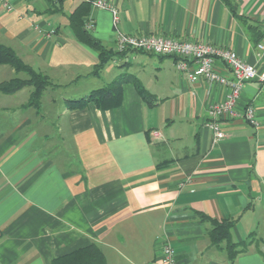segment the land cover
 I'll use <instances>...</instances> for the list:
<instances>
[{"label": "crops", "instance_id": "crops-1", "mask_svg": "<svg viewBox=\"0 0 264 264\" xmlns=\"http://www.w3.org/2000/svg\"><path fill=\"white\" fill-rule=\"evenodd\" d=\"M85 1L63 0L61 11L56 0H0V43L53 81L39 107L28 104L31 85L0 91V264H51L92 242L107 264L155 262L165 243L177 264H264V81L247 82L237 103L254 106L260 125L223 118L227 137L213 145L205 123L226 88L191 81L175 56L137 50L92 75L99 54L69 21ZM107 1L127 32L231 48L264 72V0H233V10L224 0ZM87 18L116 51L112 12L91 2ZM14 77L28 75L0 64V82ZM115 81L118 107L72 102ZM201 214L237 219L234 241L251 244L232 261Z\"/></svg>", "mask_w": 264, "mask_h": 264}, {"label": "built area", "instance_id": "built-area-1", "mask_svg": "<svg viewBox=\"0 0 264 264\" xmlns=\"http://www.w3.org/2000/svg\"><path fill=\"white\" fill-rule=\"evenodd\" d=\"M91 2L99 8H106L112 12L118 52L137 50L160 56H175L178 58L177 68L187 72L191 81L204 78L209 84L217 83L226 88L225 97L210 105L208 120L205 123L213 132V145L227 137L222 125L223 118L243 116L251 125H260L254 106H248L243 113L237 109L244 85L253 80L264 81V72L260 73L255 64L245 61L231 48L165 35L127 32L120 25L119 10L113 3L107 0H91ZM94 26V20L88 19L86 28L92 30ZM259 47L263 49L264 45L259 44ZM219 61L225 66L226 72L219 68ZM152 134L155 137L161 136L157 130ZM148 264H177L175 248L169 243L163 244L160 258Z\"/></svg>", "mask_w": 264, "mask_h": 264}, {"label": "trees", "instance_id": "trees-1", "mask_svg": "<svg viewBox=\"0 0 264 264\" xmlns=\"http://www.w3.org/2000/svg\"><path fill=\"white\" fill-rule=\"evenodd\" d=\"M56 1L59 4V6H57L58 10L62 11L63 0ZM224 1L233 10V0ZM90 5V0L83 2L73 13L69 15V21L75 36L80 41L98 52L99 62L94 66L91 72L92 75H97L102 71L105 65L116 54H118V51L108 48L100 38L94 35L90 29L86 28V22L88 20L87 15ZM250 31L254 33L255 39L260 37V35L258 37V34H256H261V30L258 27L250 26ZM0 64H9L17 71L25 72L28 75L27 78L14 77L0 82V91L13 93L25 86L31 85L33 86V90L31 91L28 104L39 107L41 105L44 90L53 85V81L49 78V76L34 69L22 59L13 47L3 43H0ZM116 82L117 81L93 90L89 97L73 100L72 102H74L77 106H81L86 100H93L99 108L110 109L118 107L122 102V94L120 85L116 86ZM137 85L142 97L148 103L156 104V97L148 92L142 84L137 83ZM201 217L212 222L213 226L210 230L212 243L215 245L225 243V248L227 249L232 261H234L238 254L244 252L251 244L253 239V237L251 238V235L250 239L248 238L242 241H234L232 228L235 226L237 219L225 218L218 220L205 214H201ZM51 264H107V261L100 246L97 243L92 242L69 253L54 257Z\"/></svg>", "mask_w": 264, "mask_h": 264}, {"label": "rangeland", "instance_id": "rangeland-1", "mask_svg": "<svg viewBox=\"0 0 264 264\" xmlns=\"http://www.w3.org/2000/svg\"><path fill=\"white\" fill-rule=\"evenodd\" d=\"M22 72V71H21Z\"/></svg>", "mask_w": 264, "mask_h": 264}]
</instances>
